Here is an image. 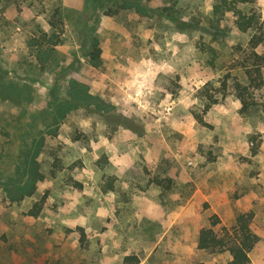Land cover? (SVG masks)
Wrapping results in <instances>:
<instances>
[{"label": "rangeland", "instance_id": "374dc122", "mask_svg": "<svg viewBox=\"0 0 264 264\" xmlns=\"http://www.w3.org/2000/svg\"><path fill=\"white\" fill-rule=\"evenodd\" d=\"M221 2L0 0V264H230L197 235L240 213L264 264V0L233 2L245 31Z\"/></svg>", "mask_w": 264, "mask_h": 264}, {"label": "trees", "instance_id": "16d2710c", "mask_svg": "<svg viewBox=\"0 0 264 264\" xmlns=\"http://www.w3.org/2000/svg\"><path fill=\"white\" fill-rule=\"evenodd\" d=\"M140 0H121V7L123 8H129L133 7L138 11H142L146 13L145 7L138 5V2ZM221 4L225 5L229 8H232L233 11L235 10V13L237 14L236 18V25L237 27L245 31L248 28H253L258 25V21L254 19L252 16H246L241 11L236 10L234 8L233 2L236 0H221ZM245 1V0H242ZM220 4V5H221ZM219 7V6H218ZM55 15H57V11H55ZM50 26L53 24L51 20L48 22ZM264 24V21L262 22ZM56 35L55 33H51L46 38L43 36L40 40V43L46 42V43H53L55 41ZM263 40V37L259 35V33H254L249 42L252 45V47H255ZM89 41V51L86 53L88 56V59L92 63L93 66H96L100 60V48L97 45V38L94 35H91L88 38ZM36 55L39 57V55H43L42 58L49 56V54L53 53V49L46 48V49H38ZM258 73V69L256 70ZM246 76L249 78L251 77V74L249 71H246ZM239 82L234 83V86L236 89H239L241 86ZM72 102H62L57 103L56 107H54V110H57V115L61 116L64 112V109L73 108L77 105V102H83L87 98L92 99L93 96L88 94L86 92V89L84 86H80L77 82H72ZM240 103L242 105V110H246L248 107L252 105H258L253 98L250 100H247L246 98L242 97L240 94ZM264 107V104H259ZM31 151H26L24 154V161H22L24 164L22 167H19L20 170L24 174H28L31 176V178L34 180L37 176H40V173L37 170L38 163L35 160V156L37 154V145H35L33 148L30 149ZM156 182H159V180L155 179ZM33 186V184H31ZM252 214L246 213V214H238L235 223L232 226V233L227 234L226 236H220L218 235L215 230H213L212 227L207 228H201L198 231L197 235V244L196 246L200 249H206L210 251H221L226 250L228 254L230 255V264H246L249 261V252L255 245V243L258 241V235L255 234L250 226L249 222L251 220ZM125 260L127 264H136L137 259L135 256H125Z\"/></svg>", "mask_w": 264, "mask_h": 264}]
</instances>
